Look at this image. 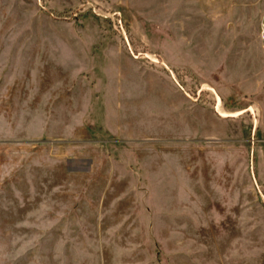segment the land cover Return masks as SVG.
<instances>
[{
  "label": "rangeland",
  "instance_id": "374dc122",
  "mask_svg": "<svg viewBox=\"0 0 264 264\" xmlns=\"http://www.w3.org/2000/svg\"><path fill=\"white\" fill-rule=\"evenodd\" d=\"M263 18L0 0V264H264Z\"/></svg>",
  "mask_w": 264,
  "mask_h": 264
},
{
  "label": "bare ground",
  "instance_id": "6f19581e",
  "mask_svg": "<svg viewBox=\"0 0 264 264\" xmlns=\"http://www.w3.org/2000/svg\"><path fill=\"white\" fill-rule=\"evenodd\" d=\"M237 114H238V113H237ZM233 115H235V114H233ZM222 116H227V114L223 113Z\"/></svg>",
  "mask_w": 264,
  "mask_h": 264
},
{
  "label": "built area",
  "instance_id": "2783aa9c",
  "mask_svg": "<svg viewBox=\"0 0 264 264\" xmlns=\"http://www.w3.org/2000/svg\"><path fill=\"white\" fill-rule=\"evenodd\" d=\"M264 19V18H263ZM263 27H264V25H263Z\"/></svg>",
  "mask_w": 264,
  "mask_h": 264
}]
</instances>
